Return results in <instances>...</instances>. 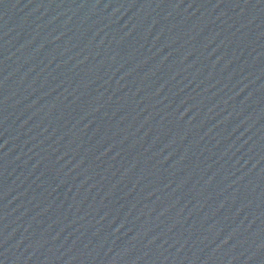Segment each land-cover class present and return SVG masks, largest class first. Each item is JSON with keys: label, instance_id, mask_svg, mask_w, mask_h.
I'll return each mask as SVG.
<instances>
[{"label": "water", "instance_id": "95a60500", "mask_svg": "<svg viewBox=\"0 0 264 264\" xmlns=\"http://www.w3.org/2000/svg\"><path fill=\"white\" fill-rule=\"evenodd\" d=\"M0 264H264V0H0Z\"/></svg>", "mask_w": 264, "mask_h": 264}]
</instances>
